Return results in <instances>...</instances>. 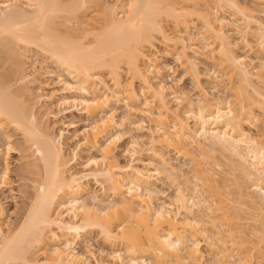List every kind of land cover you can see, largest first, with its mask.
<instances>
[{
	"label": "bare ground",
	"instance_id": "6f19581e",
	"mask_svg": "<svg viewBox=\"0 0 264 264\" xmlns=\"http://www.w3.org/2000/svg\"><path fill=\"white\" fill-rule=\"evenodd\" d=\"M23 1H0V128L22 134L23 149L31 152L23 156L32 158L21 170L33 177V192L20 222L8 227L0 221V264H102L75 248L89 245L94 233L112 248L108 264H209L203 241L216 264H264V139L254 114L255 107L264 111V60L258 56L264 53V21L256 8L241 0H212L214 7L208 3L196 11L185 5L191 0ZM92 1L106 12L98 22L83 18ZM223 13L233 17L241 39L262 61L259 66L239 54ZM164 18L174 22L175 30ZM157 42L165 47L161 50ZM30 50L41 51L76 84L60 77V93L41 81L51 72L45 61L33 63L31 73L21 76V58ZM200 50L226 68L227 79H222L228 80L232 99L211 98L205 88L192 97L169 84L162 56L175 53L199 80ZM215 77L219 84L221 78ZM29 84L38 86L37 100ZM66 92H78L80 98ZM142 95L146 109L138 111L153 122L145 143L148 157L142 156L140 137L133 136L125 148L131 159L122 163L116 150L129 130L108 107L114 98L134 109ZM77 100L84 105L79 111L93 122L69 149L78 128L74 121L68 124L72 131L60 126L58 112ZM166 149L189 159L194 181L172 163ZM217 153L231 165L239 198L260 212L261 226L233 224L238 214L226 203L232 201L230 193L216 197L231 185L214 171L213 164L221 165L214 160ZM5 159L0 183L10 170ZM163 177L177 184L175 208L158 201ZM246 241L254 244L246 248Z\"/></svg>",
	"mask_w": 264,
	"mask_h": 264
},
{
	"label": "rangeland",
	"instance_id": "374dc122",
	"mask_svg": "<svg viewBox=\"0 0 264 264\" xmlns=\"http://www.w3.org/2000/svg\"><path fill=\"white\" fill-rule=\"evenodd\" d=\"M0 1H2V0H0ZM107 1H109V3L110 2L114 3L116 0H107ZM211 1L212 0H191L189 2L185 1L186 2L185 5L188 4L189 8L191 10L196 11L201 6L205 7V6H210L212 4V7H214V4ZM241 1L247 5H250L251 7L256 8V12H258L257 14L260 16L262 21H264V4L261 5L259 2L255 1V0H241ZM22 2H24V1L22 0ZM185 2H183L182 4H184ZM194 2H196V3L198 2V4L195 5ZM208 3L209 4L211 3V4L208 5ZM120 9L121 8H119L118 11L116 12L118 16L122 15V12L120 11ZM257 10H259V11H257ZM84 11L85 12L82 13L84 16L83 18H87V19L89 18V20L91 22L100 21L102 19V16L105 15V13H106L105 10L98 3L93 2V1L87 4V6L84 8ZM224 14L225 13H223L222 15H224ZM192 16L195 17L194 14ZM224 17L229 20L226 23L231 24V25L228 24V27L226 25L225 28L226 29L228 28L229 32L232 35V38H234L236 41L239 42V49H238L239 54L242 56H245L248 62L253 60L254 63L257 66H259V64H261V62H262L261 60H264V53L261 55L260 54L258 55L257 53L253 52L252 50L250 51L249 48L245 45V42L241 39L242 37H241V33L239 32V30L234 28L236 23L232 21L233 17L230 16L229 13H226L224 15ZM236 18H238V17H236ZM163 21H164L163 23L165 25H167L169 28H171L170 30L174 29L175 25L171 19L164 18ZM241 21L242 20H239L238 23L241 24L242 23ZM60 22H63V19ZM232 22L235 23V25ZM232 25H234V26H232ZM156 37L158 39H160L159 36L156 35ZM250 39L254 41L255 38L250 37ZM254 43H255V41H254ZM157 45L159 46V48L161 50L165 47V46L159 44L158 42H157ZM148 47L149 46L145 47L146 53H149ZM20 49L23 50L22 47ZM200 51H201V53H199V54L197 53V58H196V61L199 65V68L201 71V77L199 78V80L194 79V77L192 76V73H188V70H186V68L183 67L181 61L178 58H176L177 56L175 55V53L171 52L169 55L162 56L161 61L163 60L162 62H164L165 64L168 63L167 64L168 68L167 67L165 68L166 70L168 69L167 71H165V76H166L169 84L173 85L174 87L180 86L182 89H184L186 92H188L189 95H191L192 97H196L197 95H199L201 93V89L205 88L208 90V96L211 98H219L220 97V98L225 99L229 96L228 99H232V97H231L232 93L230 92V90H228V88H226V85L228 83V80H226L227 79L226 75L224 74L226 71V68L224 69V68H222V66H220V65L218 66V63L209 60V58H207L208 57L207 55L209 53L208 51H206V50H204L203 52H202V50H200ZM189 52L191 54L194 53V51L192 49L189 50ZM204 52H205V54H204ZM26 53H27V56L21 58V60L22 59L24 60V62H21V64H24V65L23 66L21 65V67L23 68V70L25 69L24 71H22V69H21L22 72L19 70L20 71L19 73H22L21 76L26 75L31 71L33 63L45 61L48 64L47 69L50 70L51 72H50V74H45V75L42 74L39 77V79L41 81L48 82L50 84V87H53V88L59 90L60 93L63 90L62 89L63 84H61L59 82L60 77L65 78L66 80L73 83L74 85L76 84V82L74 81L73 78H71L66 73H64V71L61 69V67L58 64H56L55 62H53L49 58H47L41 51L30 50L29 52H26ZM26 53H25V55H26ZM257 55L262 57L263 59L260 60V58ZM24 66H25V68H24ZM214 71H216V73H214ZM121 74H122V77L124 79H126L129 76V72L127 70L126 65H123V69L121 71ZM215 74L221 78L218 80V82H220L219 84H217V82H216ZM102 75H103V77H105V79H107V81L109 83L112 82L110 75L107 71H104ZM222 77H224L226 79L224 80V79H222ZM138 85L140 86V83L138 81H136L135 86H137L136 87L137 89L139 87ZM29 87H30L31 91L33 92V96L37 100L38 94L40 93L38 86L35 84H33V85L29 84ZM66 93L68 94L69 98H71V99L75 98V97L77 99L80 98V95L78 94V92L75 93L76 95L71 94L69 92H66ZM88 97H90V96L88 95ZM144 102H145V96L142 95L141 100L138 103L132 104V106L134 107V109H132V108H128L125 100L120 99V101H116L113 98L111 103H110V106L108 107V111L111 110L112 112H114V115H115L117 120H120L123 118V121L125 122V125H126L127 129L129 130L121 138V140L119 142L120 146L116 150V153L119 155V159L122 163H126L131 159L130 153L125 151V148L130 145V142H131L133 136L137 137V138L140 137L139 139L141 140L140 143L142 145L141 149L143 151L142 156L148 157V154H146L147 153L146 148L148 147V145L145 143H147L148 140L150 139L149 129L152 127L153 122L147 113H144V112L141 113L140 111H138L141 109H144V110L146 109ZM39 104L40 103H38L37 106L40 109ZM83 106L84 105L81 104L80 101L77 100L75 103H70V104L68 103V104L63 105L62 108L66 107V109L62 112L59 111L61 108L58 106L53 108L54 111H56V112L59 111L58 112L59 115L63 117L64 123L60 124V126H63L67 130L72 131V130H74V128L70 127V125H68L69 122L74 121L77 125L79 135L68 141L67 146L69 149H72L73 147H75L77 144L76 142L79 140V138L82 137L81 136L82 133H79V132H82V130H84L86 127H88L93 122V118L92 119L88 118L86 115H84V113L80 112ZM254 114L256 115V119H257L256 123H257L258 127L260 128L261 133H263L262 138L264 139V111L262 108L259 109V108L255 107L254 108ZM100 116L101 115H99L98 117H100ZM138 125H142L143 128H141V130L138 129ZM250 129L252 131H255V129L253 127H251ZM5 135L12 136L11 140H9L11 142L8 143L7 136H5ZM10 143L12 144L11 148H9L10 147L9 145H11ZM22 143H23L22 134L18 130L11 128L8 131H4L3 129L0 128V160H1L0 164H2V166L0 165V169H1V167L3 169L5 167V162L2 159L6 158V159H8L7 162L9 164L11 163L9 166L10 170L8 171V174H7L8 176L6 178H4L5 179L4 182L0 183V208L1 207L4 208V213L0 212V221H2L3 223L5 222V224L7 223L6 225L8 227L15 225L17 222H20L22 220L24 213H25V210H26V207H27V204L30 200L29 196L33 192V187H32L33 180L31 179L33 177L31 175H29L31 177V178H29L28 174H26L27 172L25 173V171L21 170L22 167H24L25 162L27 160H31V158H32L31 156H29V157L23 156L25 153L31 154V152H30V150L25 151L23 149ZM166 152H167V156L170 158L172 163H174L175 165L180 167L182 169V171L184 172V174L187 177H189L192 181H194L193 172H192L193 166H192V163L189 161V159L180 155L175 150H167ZM214 160H216V162L219 161L221 164L220 166H218V165L215 166V164H213L214 171L217 172L216 173L217 177H225V178L229 179L228 182L230 181V184H231L229 186V188H226V189L222 188V193H218L216 197H218V198L222 197L223 198V197H225L224 194H226V192L230 193L229 197L232 199V201L226 200V203H227L228 207L230 209H232V211L235 210V212L239 216V217L238 216L235 217L233 219L232 223L233 224L237 223L236 225L244 224L248 229H253L255 227L261 226V223L259 220L261 218V215L259 216L260 212H258V209H254L252 207H251L252 209L249 208V205L247 203H244L243 200H241V198H239V196L237 195L236 185L231 183L234 181L233 179L235 176L231 172L232 170L230 168L231 165H229L230 163H228L226 161V159L222 158L220 156V154L218 155V153H217V156L215 154ZM3 169H1V170H3ZM33 176H35V175H33ZM162 180H163V182H160L158 184V188H160L159 190L161 192H159L157 194L158 197L157 196L156 197L158 199L160 197V199L159 200L157 199V200L159 202H160V200H161V202H167L168 204H171L172 208H175L176 203L174 202V197H175V194L177 192V184L170 182L169 179H166L165 177H163ZM191 184H192V182H191ZM94 186L98 187V185H95V184H94ZM223 192H224V194H223ZM157 200H156V202H158ZM255 210L258 212L257 213L258 217L256 216L257 214H255L256 213ZM261 222H262V220H261ZM96 234L94 233V235H92V237H93L91 239L92 241L90 240L91 245L90 244L88 245V243L86 244V242H84V243L77 244L75 246V248L77 251H79L81 253H85V255L90 259V261L95 262V260L97 258L99 260H102V262H103L102 264H108L111 261L110 257L108 256V253L110 252V249H112V248H110L111 246L107 245V243L101 238L100 235H98V234L96 235ZM253 239H255L254 236H253ZM244 244H246L245 247L247 248L248 245H249V247H251V245H253L254 243H252L251 241H249V242L246 241V243L244 242ZM263 246H264V244H263ZM88 248L90 249V251L88 250ZM202 250L204 251L205 259L209 262V264H216V262L211 261L212 253L207 248L204 241L202 243ZM257 250H256L255 254L259 255ZM124 254L125 253H123V255ZM124 257L128 258V254H125ZM123 264H126V262H124Z\"/></svg>",
	"mask_w": 264,
	"mask_h": 264
}]
</instances>
